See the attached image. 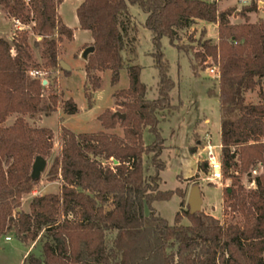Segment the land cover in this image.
<instances>
[{
    "label": "trees",
    "instance_id": "1",
    "mask_svg": "<svg viewBox=\"0 0 264 264\" xmlns=\"http://www.w3.org/2000/svg\"><path fill=\"white\" fill-rule=\"evenodd\" d=\"M63 1L0 0V9L10 19L29 28L15 30L11 40L0 37V238L12 232L30 243L44 235L41 256L29 254L22 264H264V19L249 21L248 14L257 12L255 5L237 14L243 23L231 24L235 10L220 12L219 0H84L76 18L94 47L84 66L87 83L92 91L98 90L97 74L109 71L110 83L116 85L126 66L129 86L115 94L122 100L117 109L98 117L103 132L75 135L61 128L60 150L47 172L59 191L35 196L27 212L21 209L23 197L39 183L30 177L35 158H49L53 148L52 132L29 126L25 118L49 116L60 102L47 78L42 86V80L29 72L61 70L58 46L63 38L73 40V31L57 13ZM130 6L146 15L143 27L151 34L150 55L158 72L154 100L146 99L141 68L124 62V36L129 24L135 29ZM198 22L217 26V43L201 34L192 42L195 48L185 50L178 44L177 31ZM163 38L189 56L195 76L208 60L216 68V81L207 94L219 98L221 170L223 178L232 181V188L225 190L222 217L229 220L202 211L190 215L188 208L177 212L169 225L153 208L174 193L182 196L179 189L160 190L164 141L159 125L177 110L171 105L174 83L161 52ZM134 54L132 48L130 55ZM86 92L85 88L91 108ZM250 93H256L257 103L247 101ZM63 111L68 116L78 112L72 99L63 103ZM12 116L14 122L7 126ZM117 125L122 136L106 132ZM145 129L155 137L150 146L142 140ZM189 153L196 151L189 148ZM144 154L151 156L150 176L142 168ZM258 163L263 172L253 178L255 189L245 191L240 179L251 177Z\"/></svg>",
    "mask_w": 264,
    "mask_h": 264
},
{
    "label": "rangeland",
    "instance_id": "2",
    "mask_svg": "<svg viewBox=\"0 0 264 264\" xmlns=\"http://www.w3.org/2000/svg\"><path fill=\"white\" fill-rule=\"evenodd\" d=\"M79 1L64 0L60 6L62 22L73 31L74 38L72 41L63 38L58 46V60L69 65L71 70L69 72L56 70L44 74L45 78L50 81L51 93L60 96L58 108L49 116L39 114L25 118L29 126L46 128L52 132L53 148L51 156L45 159L46 169L41 174L34 192L24 196L21 201V209L24 212L28 211L29 202L33 197L56 194L59 191L58 182H50L47 172L53 158L57 156L60 150L61 128H65L75 135H91L103 132L98 117L106 110L117 109L116 104L122 100L117 99L115 94L121 90H126L129 86L126 66L120 71L119 81L116 85H111V73L109 71L97 74L100 78L98 90L92 91L91 86L87 83L84 72L85 61L82 60L81 54L84 49L92 46V44H84L91 38L86 32L81 31L76 24V8ZM260 1L264 2V0ZM244 8L237 3V0H219L218 2L220 12L235 10L230 18L231 24L243 23V18L238 17L236 13L241 12ZM259 10L261 11L259 12ZM129 13L135 29L129 24L124 36L126 43L123 54L124 62L126 65L141 68L140 81L146 87V99L154 100L157 98L158 72L150 55L154 52L151 34L143 27L146 15L135 6L129 7ZM2 14L12 22L6 13L0 9V36L9 38L13 24H6L1 17ZM251 15L248 14L251 23L264 19V7H260L256 13ZM23 29L29 30L27 27H23ZM201 34L205 40H210L212 44L217 43V26L198 22L188 29L177 31L178 44L185 50L190 49V46L195 48V44L192 42L197 41ZM33 41L34 37L31 36L30 42ZM132 48L135 49L134 56L130 55ZM161 52L169 65V76L174 83V88L170 92L171 105L177 106V110L159 125V133L164 141V149L160 156V160L164 163V169L159 172L160 190L175 192L179 189L182 196L179 197L174 193L168 201L155 202L153 208L161 218L172 225L177 212L183 214L188 210L187 201L190 190L193 186L198 185L203 201L201 211L220 221L229 220L228 217L223 219L222 207L226 200L225 190L232 188V181L231 179H224L222 176L220 181L212 182L207 169L202 165L201 142H203L204 135L209 134L215 144H220L219 98L207 94L208 89L216 81L215 73H210L211 69L216 71L214 63L208 60L202 68H199V75L195 76L190 68L189 56L183 52H178L170 45L167 38L161 40ZM34 56L39 63H42L37 50H34ZM40 71L45 72L43 68H40ZM85 88L86 93L91 98V108L88 107L85 98ZM47 94L48 91L44 93L45 103ZM246 98L248 102H258L256 93H250ZM68 99H72L78 110L73 116H68L63 111V103ZM14 119L15 116L10 117L6 125H11ZM205 121H208V124H205ZM106 132L122 136V128L119 125L115 130ZM154 139V135L148 129L143 131L142 140L145 146H150ZM189 148H194L196 153L191 155ZM150 161V155L144 154L142 156V168L146 176L154 174ZM200 165L202 169L199 168ZM256 168L257 174H262L260 163L257 164ZM252 178V175L251 177L247 175L241 177L240 184L245 191L251 190L248 187ZM181 202L183 203L180 207ZM235 220L237 221L238 218L236 217ZM182 224L187 225V219L183 218ZM5 237H10L11 241L5 242ZM44 241L43 235L34 242L23 243L16 239L12 232H8L0 238V264H22L24 258L29 254L40 257Z\"/></svg>",
    "mask_w": 264,
    "mask_h": 264
},
{
    "label": "built area",
    "instance_id": "3",
    "mask_svg": "<svg viewBox=\"0 0 264 264\" xmlns=\"http://www.w3.org/2000/svg\"><path fill=\"white\" fill-rule=\"evenodd\" d=\"M210 1H216L218 0H210ZM26 3L29 2V0H25ZM237 3L240 4L243 7H249L251 5H255L257 9L260 7H264V2L260 0H237ZM16 24H19L16 22ZM22 26V25H21ZM23 27V26H22ZM210 73L216 75V71L214 72L213 69L210 70ZM30 77H37L42 81H45L44 73L41 71H31L29 72ZM202 148L201 153L203 154L202 157V165L207 169L209 178L213 181H220L222 179V170H221V162H220V152H221V145L215 144L209 134H205L203 137ZM257 168L253 171H251V175L254 178L255 176L259 175L257 174ZM251 180L249 184V189H255V182L254 180ZM5 242L11 241L10 237H5Z\"/></svg>",
    "mask_w": 264,
    "mask_h": 264
},
{
    "label": "water",
    "instance_id": "4",
    "mask_svg": "<svg viewBox=\"0 0 264 264\" xmlns=\"http://www.w3.org/2000/svg\"><path fill=\"white\" fill-rule=\"evenodd\" d=\"M94 53V47L89 46L81 54L82 60L86 61L87 57L91 54ZM59 66H61L64 70H68L65 64L62 62H59ZM47 82L42 81V86H46ZM119 118L124 120V116L119 115ZM114 164H117V162H114ZM46 169V160L40 156L36 157L31 168V174L30 177L33 181H38L40 179L41 174L45 171ZM202 197L200 194L199 186L195 185L191 188L187 205L189 208V213L190 215L198 214L201 212V207H202Z\"/></svg>",
    "mask_w": 264,
    "mask_h": 264
},
{
    "label": "crops",
    "instance_id": "5",
    "mask_svg": "<svg viewBox=\"0 0 264 264\" xmlns=\"http://www.w3.org/2000/svg\"><path fill=\"white\" fill-rule=\"evenodd\" d=\"M84 0H80L79 1V3H78V6L83 2ZM225 3V2H224ZM61 6V5H60ZM60 6H59V8H58V10H57V13H58V15H59V17H60V19H61V14H60ZM77 6V7H78ZM77 9V8H76ZM262 10V9H261ZM261 10H259V12L261 11ZM238 14V12L236 13V15ZM252 15H253V13H252ZM251 15V16H252ZM1 17H2V19H3V21L6 23V24H8V25H10L11 23L13 24V30H11V36H12V33L15 31V30H22L23 29V27L20 25V24H16V22H14L12 19V22H10V20L9 19H7L5 16H4V14H2L1 15ZM61 21H62V19H61ZM63 23V22H62ZM64 24V23H63ZM76 24H77V26H78V28H79V25H78V21H77V18H76ZM65 25V24H64ZM66 26V25H65ZM67 27V26H66ZM84 32H86V31H84ZM87 33V35H89L90 36V34L88 33V32H86ZM11 36L9 37V38H5V37H2V36H0V37H2V38H5L6 40H11ZM73 38H74V33H73ZM91 38V37H90ZM84 44H92V39H90V40H88L87 42H85ZM66 67L68 68V70H64L61 66H60V68H61V70H63V71H70L71 69H70V66L69 65H66ZM205 124H208V121H205Z\"/></svg>",
    "mask_w": 264,
    "mask_h": 264
}]
</instances>
